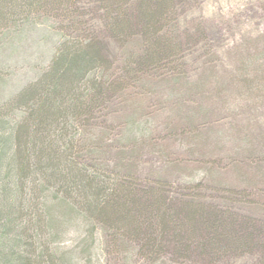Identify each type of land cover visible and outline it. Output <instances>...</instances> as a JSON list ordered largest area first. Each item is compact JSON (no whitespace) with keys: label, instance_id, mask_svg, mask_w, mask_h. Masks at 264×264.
I'll list each match as a JSON object with an SVG mask.
<instances>
[{"label":"rangeland","instance_id":"obj_1","mask_svg":"<svg viewBox=\"0 0 264 264\" xmlns=\"http://www.w3.org/2000/svg\"><path fill=\"white\" fill-rule=\"evenodd\" d=\"M76 3L78 15L72 18L48 19L41 13L17 26L0 20V104L50 65L64 39L59 25L71 36H90L112 76L130 78L127 54L111 33L101 0ZM173 9L184 72L209 85L203 93L171 98L166 81L173 75L172 63L166 62L159 74L143 73L150 89L141 80L130 81L127 90L106 93L87 127L105 138H98L103 146L98 162L107 172L122 164L125 172L136 173L129 182L138 206L159 196L169 216L182 220L189 210H197L248 242L238 248L230 242L227 252L218 251L220 243L204 232L201 222L187 255H176L171 234L166 236L165 264H264V0H177ZM76 17L84 34L73 27ZM135 17H142L140 8L130 10L134 27ZM165 29L162 25L161 31ZM142 124L151 128V139L125 148L126 133L141 130ZM88 161L94 164L91 157ZM101 228L90 233L92 226L74 219L53 246L67 255L79 254L80 264H129L126 253H103ZM131 264L147 263L136 255Z\"/></svg>","mask_w":264,"mask_h":264},{"label":"trees","instance_id":"obj_2","mask_svg":"<svg viewBox=\"0 0 264 264\" xmlns=\"http://www.w3.org/2000/svg\"><path fill=\"white\" fill-rule=\"evenodd\" d=\"M76 1L0 0V20L15 25L41 13L48 19L72 18L79 11ZM176 1L101 0L109 14L111 33L127 54V73L131 76L126 81L112 76L95 40L88 35L71 36L59 25L64 39L50 65L36 81L2 101L0 264H80L79 254L67 255L53 243L59 240L65 225L81 218L83 224L92 226L90 233L102 226L103 253H126L129 264L136 255L143 256L147 264H165L168 234L175 243L174 253L187 255L192 246L188 242L202 230L198 228L201 222L204 232L220 243H215L218 251L227 252L230 242L236 248L248 245L234 232L226 231L224 222L216 218L209 221L197 210H189L183 221L176 214L169 216L159 196L148 206H138L132 200L135 192L129 182L136 173L125 172L122 164L107 172L98 162L103 152L98 138H105L87 130L89 117L95 115L98 103L112 89L124 91L130 81L141 80L147 88L150 82L143 73L153 70L159 74L166 62L172 63L173 75L169 81L165 79L171 98L182 100L207 88V80L193 81L184 72L179 24L172 18ZM131 8L142 12L141 18L135 17V27ZM77 19L73 27L84 34ZM162 25L166 27L163 32ZM195 118L190 116L191 121ZM142 126L126 133L129 137L122 140L125 148L151 139V128ZM90 157L94 164L88 161ZM140 238L138 247L131 246Z\"/></svg>","mask_w":264,"mask_h":264}]
</instances>
